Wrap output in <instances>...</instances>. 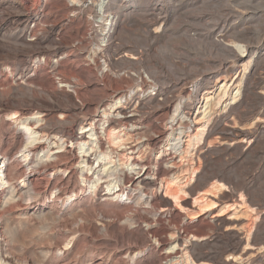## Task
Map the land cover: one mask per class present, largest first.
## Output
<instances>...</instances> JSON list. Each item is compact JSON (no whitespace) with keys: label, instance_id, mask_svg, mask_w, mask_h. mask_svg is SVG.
Wrapping results in <instances>:
<instances>
[{"label":"rangeland","instance_id":"obj_1","mask_svg":"<svg viewBox=\"0 0 264 264\" xmlns=\"http://www.w3.org/2000/svg\"><path fill=\"white\" fill-rule=\"evenodd\" d=\"M67 1L0 0V169L8 182L0 190L2 254L13 264H185L182 255L187 251L196 264H264V0L253 2L254 9H249L252 13L230 15L222 36L216 35L220 28L206 35L205 25L212 24L211 14L215 16L221 5L218 0H85L88 8L92 1H96L95 8L108 5L113 13L109 21H94L87 8L80 15V3H76V12L68 13ZM151 18L159 20L154 31L147 28ZM187 20L198 21L199 35L188 31ZM101 23L112 27L114 43L121 42L140 58L136 69L144 65L154 75L141 72L138 78L134 65L100 67L102 60L97 63L92 52L104 44L89 31ZM150 30L155 32V38ZM234 38L243 39L241 49L231 47L235 58L215 48ZM183 57L195 65L179 68ZM199 58L205 62H198ZM248 60L243 70L241 64ZM54 66L53 77L50 71ZM236 78L238 82L226 93L222 106L232 103V95H239L237 101L224 113L220 104L215 106L208 125V139L217 135L225 138L203 142L191 150V157L174 153L168 146L174 143L169 141L173 138H168L169 131L163 128L162 120L172 116L182 119L186 127L181 137L194 135L198 126L194 117L202 116L196 114L198 99L205 91H213L209 95L215 97L221 84L228 86ZM177 91H182L181 98ZM123 95L131 97L120 110L127 112L126 116H135L131 123L134 130L130 132L133 144L126 147L138 140L132 150L149 148L142 165H148L145 168L149 178H156L152 183L144 181L131 187V175L120 170L116 162L112 178H120L117 185L125 200L118 202L102 191V182L111 180L106 173L98 172L101 182L91 188L99 168L88 171V165L78 164L81 159L75 146L87 140L84 131L90 129L88 123L94 124L100 135L103 126L107 130L123 118L116 116L119 110L107 111L108 105ZM166 101L168 106L163 105ZM130 110L134 112L128 115ZM14 111L27 116L35 111L41 120L37 126H43L45 138L52 142L56 133L54 136L66 139L64 146L73 144L72 147L58 149L56 158L34 166L49 142L36 144L37 148L31 149L29 172L18 152L23 150L26 136L7 117ZM131 124L125 126L130 129ZM146 126L150 127L145 130ZM223 128L226 131L221 132ZM230 130L242 136L228 135ZM134 137L138 138L133 141ZM100 146L101 152L108 150L104 140ZM161 151L163 157L156 161ZM168 159L183 166L182 170L193 166L196 171L191 179L188 172L178 174L179 180L169 185L174 189L177 182L186 190L187 195H181L183 199L179 201L181 207L195 209L190 204L191 197L208 190L211 182L220 181L229 193H218L217 205L231 204L238 194L244 196V207L234 215L236 221L227 219L228 215L214 218L216 209L191 220L189 212L171 206L162 196L165 181L173 180L161 179ZM60 164L66 172L52 170ZM24 173L25 178L33 174L26 179L37 178L33 180L36 185L32 182L20 188ZM191 236L200 239L192 240ZM246 242H250L247 248ZM168 255L173 256L166 259ZM232 255H238L236 262L228 258Z\"/></svg>","mask_w":264,"mask_h":264},{"label":"bare ground","instance_id":"obj_2","mask_svg":"<svg viewBox=\"0 0 264 264\" xmlns=\"http://www.w3.org/2000/svg\"><path fill=\"white\" fill-rule=\"evenodd\" d=\"M183 2V0H181ZM180 1V2H181ZM212 1V0H211ZM210 1V2H211ZM256 1V0H218L217 3H221V5L219 4L218 8H217V14L215 16H212V12H213V9L210 11L211 13V17H212V24L210 23V25H205L207 28V32H206V35L208 34L211 35V30L212 29H217V28H220L218 33L216 32V35L217 36H222L220 33H223L224 30H226L225 28L227 27V18H229V16L231 15H246L248 13H252L249 11V9H254L252 4L253 2ZM259 1V0H258ZM96 1H92L91 4H90V7L88 8V4L85 0H68L65 4V7L68 11V13H72V12H76L74 8H77V4L76 3H80V8L78 7V10L81 12L79 13L80 15L83 14V12L86 10V8L88 9L87 11L89 12L88 15H90L92 17V19L95 21V19L98 21V20H105V21H109V15H113V13H110L109 12V8H108V5H104V6H101V7H98V8H95L96 6ZM216 2V1H215ZM237 2H241L240 5H237ZM223 4V5H222ZM257 4V3H256ZM217 5V4H215ZM258 5L259 2H258ZM99 6V5H98ZM70 7V8H69ZM256 7V6H255ZM258 7V6H257ZM256 7V8H257ZM260 7V6H259ZM214 8V9H215ZM255 8V9H256ZM258 9V8H257ZM84 10V11H83ZM83 11V12H82ZM216 11V9H215ZM259 11V10H258ZM153 14V13H152ZM209 14V13H208ZM209 14V15H210ZM157 15V14H156ZM159 15V14H158ZM157 15V16H158ZM187 16V15H186ZM190 16V15H189ZM193 16V15H192ZM190 16V17H192ZM194 17V16H193ZM199 17V16H198ZM154 18V17H153ZM151 18L149 24L147 25V28H152V30H156L157 27H158V22H159V18L158 19H153ZM193 20V19H192ZM188 21V24H187V29L188 31L193 34V35H199V29H198V26L199 24L197 23L198 21ZM205 20V19H204ZM184 21V20H183ZM163 20L160 22V25L163 24ZM186 22V21H185ZM211 22V21H210ZM145 23V22H144ZM92 24V23H91ZM102 24V23H101ZM206 24H209L206 23ZM111 25V24H110ZM186 25V24H185ZM201 25V24H200ZM202 26V25H201ZM107 26H105V24H102V25H99L98 27H92L91 30L89 31L90 32V35L94 38H98L104 45V47H101L100 49H97V50H94V52H92V55L91 57L93 59H97V63H99L100 61L98 60H102V65H100V67H105V68H113V67H118L119 65H127L129 67H131L130 65H132V68H134L136 65V63H138L139 61L141 62L140 58L136 56L135 53H133L130 48H128L127 46H125L124 44H121L120 43H114L112 41V34H111V31H112V27H108L106 28ZM161 27V26H160ZM164 29V28H163ZM150 30V31H152ZM152 31V37L155 38V32ZM241 31V30H240ZM88 32V33H89ZM228 32V31H227ZM244 32V31H243ZM246 32V30H245ZM233 33V32H232ZM236 33V32H235ZM255 33V32H254ZM154 34V36H153ZM205 34V33H204ZM237 34V33H236ZM88 35V34H87ZM240 37L241 38H244L243 37V33L241 31V34L239 33ZM238 35V36H239ZM245 36V35H244ZM119 37V36H118ZM216 37V36H215ZM235 37V36H234ZM211 38V37H210ZM152 40V39H151ZM241 40L243 41V39H237V38H234L233 40H229L227 41L226 44H218L217 47L215 48H218L219 51L227 54V56L232 59V58H235V53L233 52V49L231 47L235 46L237 47L238 49H241L242 46L240 44ZM249 40V39H248ZM80 41V40H79ZM245 41V40H244ZM119 42V41H118ZM153 42V41H151ZM123 43V42H122ZM248 44V43H247ZM240 46V47H239ZM245 50L247 49V46L245 45L243 47ZM252 51V50H251ZM129 52V53H127ZM218 52V51H217ZM241 52V51H240ZM222 53V54H223ZM253 53V52H252ZM218 54V53H217ZM215 55V54H214ZM189 59V58H188ZM134 60V61H133ZM181 60V59H180ZM191 60V59H190ZM189 60V61H190ZM193 60V58H192ZM196 60V59H195ZM194 60V62H195ZM221 60V59H220ZM143 61V60H142ZM187 59H185L183 57V59L180 61V67H182L181 65H185V67H189L190 65L194 64L193 61H191V63L189 62ZM226 61V59H225ZM224 61V62H225ZM228 61V60H227ZM226 61V62H227ZM231 61V60H230ZM198 62H205V60L203 59H200L199 58V61ZM249 60L246 61L245 63H240L241 66L243 67V70H246L248 65H249ZM140 64V63H139ZM206 65V63H204ZM203 64V65H204ZM97 65V64H96ZM99 65V64H98ZM134 65V67H133ZM195 65V64H194ZM201 65L199 64L198 67H200ZM122 67V66H121ZM137 67V66H136ZM136 67L134 69H136ZM141 68L139 69H136L135 70V73L137 75L138 78H140V76L142 75V73H148V74H152L150 73L149 71H147V67H145L144 65L142 66H139ZM184 67V66H183ZM186 67V68H187ZM204 67V66H203ZM102 68V69H103ZM120 68V67H119ZM186 68L184 69V71L186 70ZM194 68V66L192 67ZM205 68V67H204ZM188 69V68H187ZM195 69V68H194ZM197 69V68H196ZM105 70V69H104ZM196 71V70H195ZM142 72V73H141ZM180 72V71H179ZM183 72V71H181ZM180 72V73H181ZM264 72V71H263ZM109 73V72H108ZM50 74L51 76H55V66L51 68V71H50ZM188 74V72H187ZM135 75V76H136ZM154 75V74H152ZM151 75V76H152ZM130 76V75H129ZM134 76V74H133ZM150 76V75H149ZM153 77V76H152ZM151 77V78H152ZM183 77V76H182ZM237 77V76H236ZM264 77V76H263ZM155 77H153L152 81L155 80L154 79ZM163 78V77H162ZM135 79V78H134ZM133 79V80H134ZM159 78H157L158 80ZM242 79V78H241ZM264 79V78H263ZM137 80V79H136ZM183 80V79H182ZM234 81L230 84V85H226V84H221L220 88H219V91H218V94L213 97L209 94L213 93V91H205L202 96L198 99V104L200 103V105L197 107L196 106V114H201L202 116L199 118V119H195L194 117V123L195 124H198L197 128L195 129V134L193 135H188L186 136V139H183L181 137V135L184 132V126L186 127V124L184 125L183 124V120H179L177 119V117H167V118H164V120H162L163 122V128L165 127L167 129V131H169L168 133V138H173L170 139L169 141H174V143L172 144H169L168 146L175 152H179L181 155L183 153L187 154L189 157L192 156V153L191 150H193L194 148H196L198 145L202 144L203 142H208L210 143L212 140L214 139H219V138H222L221 136H218L215 137V138H212V139H208L209 138V132H208V125L211 121V115L213 113V108L215 106H218L220 104V108L222 107L221 111L222 113H224L226 111V107L230 106L231 104H233L235 101H237V96L239 95H232V103H228V104H224V106H222V103L225 101V95L227 92H229L231 90V87L233 86L234 83H237V78L236 79H233ZM262 80V78H261ZM188 81V80H187ZM134 82V81H133ZM155 82V81H154ZM157 82V81H156ZM261 82V81H260ZM263 82V81H262ZM152 83V82H151ZM185 83V82H184ZM183 83V84H184ZM240 83V82H239ZM145 85V84H144ZM149 85V84H148ZM68 86V84L66 85ZM151 86V85H150ZM156 86V85H155ZM69 87V86H68ZM168 87V85H167ZM103 88V87H102ZM180 89H183L182 87ZM178 92V91H177ZM182 92V91H181ZM181 92H178L177 93V97L181 98ZM239 92V90L237 91ZM115 94V93H114ZM235 94V93H234ZM131 95V93H130ZM128 95L127 96H124L121 98H118L114 101L113 104L111 105H108L107 107V111L109 112H116V116L117 115H120V116H123V118L119 119L118 121H115L111 124V126L108 127L107 130L104 129V126L102 127V131L100 132V135L95 131V128H94V124L92 125L91 123H88L90 129L87 130V131H84V134H87V140H84V141H80L76 144V148H77V153L79 154V159H81L80 162H78V164H84L85 166L88 165V171H91L92 169L95 170L96 168H99L98 171L96 172V178L92 181V185H91V188L95 189L97 187V185L101 182V177L98 175L99 173L98 172H103V173H106L105 177L107 176V178L111 177V180L110 178L109 179H106V181L102 182L103 184L105 183V187L102 191H104V195H107V196H111V198L114 200V201H118V202H125V200H123V190L118 188L119 187V184L117 185V183L120 182V178L118 177H115V178H112V176H115L114 174V171L117 170V167H120V170H124V173H128L129 175H131L129 177V183H130V186L133 185V184H138V183H141V182H144V181H148L150 183H152L153 179L156 178H149V175L148 171H146V168L145 166H143V160L145 158V154H146V151L148 150L149 151V148L146 150V148H144L143 150H139V148L136 149V151L132 150L133 148L131 147H134L136 143H138V140L136 143H134V145H131V146H128L126 147V145L131 142L130 140L132 135L130 132H132L134 129H133V125L131 124L134 120V114H130V116H126L127 112H123V110H120V109H124L126 106H125V102L128 98H130L131 96ZM175 97V96H174ZM124 98V100H123ZM177 98V99H179ZM166 99V98H165ZM122 100L124 101V103H122ZM168 100V98H167ZM170 101V100H169ZM169 101L167 103H163L165 102V100L162 102L163 105L165 106L167 104V106L169 105ZM202 101V102H201ZM174 102H171V104H173ZM196 103V104H197ZM159 104V103H158ZM135 107V106H134ZM137 107V106H136ZM178 106L175 107V111H177V108ZM138 108V107H137ZM226 108V109H225ZM261 108V107H260ZM135 109V108H134ZM202 109V110H200ZM225 109V110H224ZM229 110V109H228ZM259 110V109H258ZM25 111V110H24ZM134 111L133 110H130L128 112V115L129 113H133ZM136 112H138V110H136ZM259 112V111H258ZM261 112V111H260ZM6 113V112H5ZM9 113V112H8ZM30 113V112H29ZM32 114V116H30ZM29 116L25 115V114H22L20 111H14V112H10L7 117L9 119L12 120V122L18 126L24 133V135L26 136V143L25 145L22 147L23 150H19L18 152H20V157L23 159V163H25L24 166H26L27 170H29V172L32 171V168L27 166L30 164L32 158L30 157L32 152H31V149H35L37 148L35 145L36 144H40L43 140H46L48 143V147L47 149L45 150L46 152H44L43 150H41V153H43L41 156H39L38 159H35L36 160V164L34 166H37V165H40L42 166L44 163H46L45 161L49 160L51 157H57L58 155H56V153L58 152H55L56 150L58 149H62V148H68V147H72V145L70 146H67L65 145L64 146V142L65 140L61 139V137H58V136H52L53 138V141L51 142L50 139L48 138H45L46 135L44 134L45 132L42 131L41 129L43 128L40 127V126H37V125H40L38 124L41 120L39 119L40 118V115L38 113H36L35 111H33V113H31ZM35 114V115H34ZM38 114V115H37ZM102 114L104 117L107 116V113H106V109H104L102 111ZM143 115V114H141ZM253 115V114H252ZM139 116V115H138ZM118 117V116H117ZM140 117V116H139ZM185 118V117H184ZM135 121V120H134ZM240 121V120H239ZM130 123L131 124V128L128 129L127 126H125L126 124ZM234 123V122H233ZM235 124V123H234ZM237 125V124H236ZM161 126V125H160ZM147 127V126H146ZM150 126H148L146 129H148ZM225 127H228L225 126ZM230 127V126H229ZM245 127V126H244ZM83 129V128H82ZM160 129V128H159ZM165 129V130H166ZM231 129V127H230ZM241 129V128H240ZM44 130V129H43ZM225 130V128H223L222 130H220L221 132ZM226 131V130H225ZM224 131V132H225ZM231 132L228 131V135H232V136H242V134L239 132L237 133H234L232 132V130H230ZM242 131V130H241ZM148 132V131H147ZM153 132V131H152ZM158 132V131H157ZM162 132V131H161ZM160 132V133H161ZM219 132V131H217ZM143 133V132H142ZM159 133V132H158ZM138 134V133H137ZM163 134V133H162ZM219 134V133H218ZM135 135V134H134ZM133 135V136H134ZM141 135V137L143 136L141 133L139 134ZM137 135V136H139ZM161 135V134H160ZM225 135V134H224ZM147 136V135H146ZM144 137V136H143ZM138 138V137H137ZM137 138H133V141L134 139H137ZM150 138V137H149ZM225 137L222 138V140L224 139ZM140 139V138H139ZM147 139V138H146ZM227 139V138H226ZM230 139V138H228ZM227 139V140H228ZM234 139V138H233ZM232 139V140H233ZM243 139V138H241ZM50 140V141H48ZM101 140H104L106 142V144L108 145V150L104 151V152H101L100 151V142ZM231 140V139H230ZM231 140V141H232ZM136 141V140H135ZM71 142V141H70ZM226 142V141H224ZM140 143V142H139ZM131 144H133L131 142ZM148 144V143H147ZM230 145V144H229ZM64 146V147H63ZM185 146V147H183ZM50 147V148H49ZM105 147V146H104ZM152 148V147H151ZM51 149V150H50ZM103 149V148H101ZM107 149V148H106ZM130 149V150H129ZM70 150V149H69ZM67 151V150H66ZM140 151V153H139ZM61 152H64L61 151ZM70 152V151H69ZM72 152V151H71ZM67 153V152H66ZM138 153V154H137ZM148 153V152H147ZM163 153L164 151H161L158 156L155 158V160H161L162 157H163ZM136 154V155H135ZM148 155V154H147ZM175 155V154H174ZM173 156V155H172ZM3 158V157H2ZM42 158H44L45 160H42ZM181 158V157H180ZM172 159V158H171ZM169 160L168 162L165 161V164L166 165V172H165V177L163 175V177L161 179L163 180H166L168 177H173V180H167L165 181V185L163 186V189H162V196L163 197H166L168 198V200L170 201L171 203V206H173L175 209H179L180 211H187V213L189 212V219L193 220L195 219L198 215H203L207 212H210L214 209L217 210V212L214 214V218H217V217H221V216H224V215H228V218L227 219H230V220H235L234 219V215L236 216V210L237 209H242L244 206V196L242 194H238L236 195V198L235 199H232L230 202L231 204H225V205H222V206H219L217 205L218 202H216L217 200V195L218 193H221L222 191H226L229 193L228 191V187L221 183L220 181H213L211 182L209 185H208V190H203L202 192H198L197 195L191 197V202L190 204H192V206L195 208V209H185L184 207H181V205L179 204V201L180 199L182 198L181 195H187V193L185 192L186 190H184L182 187L179 186V184H177V182H175V185L176 187L173 189L171 188L170 184L174 183L173 181L174 180H179L178 178L181 176V175H178L182 172H188L189 176H188V179H191L192 176L194 175V173L196 172L195 171V168L193 166H187L185 170H182L183 169V166H181L180 164H176L175 161L173 160ZM197 159V158H196ZM89 160L90 163H89ZM192 160V159H191ZM65 161V160H64ZM67 161V160H66ZM65 161V162H66ZM182 161V160H181ZM193 161V160H192ZM116 162L118 163L117 164V167H116ZM148 162V161H147ZM1 163V162H0ZM77 164V165H78ZM93 164H94V167H93ZM23 165V164H22ZM193 165V164H192ZM31 166V165H30ZM80 166V165H79ZM148 166V165H147ZM146 166V167H147ZM67 167V166H66ZM157 167V166H156ZM70 168V166H69ZM150 168V166H149ZM153 168V167H152ZM65 167L63 164H60V165H57L55 167H53L52 170L54 171H61V172H64L65 171ZM84 169V168H83ZM82 169V170H83ZM148 169V167H147ZM165 170H162V171H165ZM66 172V171H65ZM70 173V172H69ZM102 173V174H103ZM155 173V172H154ZM157 173V172H156ZM25 174L24 173V179H21V187L22 188L24 185H28V184H32V182H34L37 178L35 179H26L27 177H31L33 174H29V176H27L25 178ZM118 174V173H117ZM155 175V174H154ZM117 176V175H116ZM135 176V177H134ZM153 176V175H152ZM212 176V175H211ZM160 177V176H159ZM41 179V178H40ZM44 179V178H43ZM84 180H87L86 177L83 178ZM34 180V181H33ZM127 180V179H126ZM127 180V181H128ZM41 181V180H40ZM62 181V180H61ZM88 181V180H87ZM126 181V182H127ZM37 182V181H36ZM34 182V184L36 183ZM67 183V182H66ZM179 183V181H178ZM8 182L5 180V176L3 174V172L1 171L0 169V190H2L3 188H5V185H7ZM40 184V183H39ZM123 184V183H122ZM147 184V183H145ZM144 184V185H145ZM154 184V183H153ZM161 184V183H160ZM36 185V184H35ZM129 185V184H128ZM170 185V186H169ZM39 186V185H37ZM36 186V187H37ZM62 186V185H61ZM102 186V185H101ZM174 186V185H172ZM18 187V188H19ZM127 187V186H126ZM132 187V186H131ZM136 187V186H135ZM139 187V186H138ZM136 187V188H138ZM56 188V187H54ZM60 189V188H59ZM160 189V186L159 188ZM122 190V191H121ZM136 190V189H135ZM138 190V189H137ZM241 192V191H240ZM191 194V193H190ZM208 195L211 197H208ZM232 196V195H231ZM235 197V196H234ZM126 199H129L128 197ZM183 199V198H182ZM216 200V201H215ZM229 200V199H228ZM220 203V201H219ZM247 206V205H246ZM248 209V208H247ZM253 210V209H251ZM238 211V210H237ZM182 229V228H181ZM180 229V230H181ZM169 230V229H168ZM177 231V230H176ZM179 232V231H178ZM188 233V232H187ZM171 234V233H170ZM175 234V233H174ZM173 234V236H174ZM192 237V240H199L197 239L195 236H191ZM187 238V237H186ZM247 241V240H246ZM250 243V242H249ZM249 243L246 242L245 243V247L246 246H249ZM247 248V247H246ZM245 248V249H246ZM250 248V247H249ZM5 250V249H4ZM184 251V250H183ZM245 252V251H244ZM3 246L0 242V264H13V262L10 260L9 257L7 256H4L3 254ZM232 253V252H231ZM175 254V253H174ZM219 255V254H218ZM173 255H168L166 256V259L172 257ZM208 256V255H207ZM182 259L183 261H186L185 264H196L192 261V259H190L189 257V254L187 253V251H184V254L182 255ZM200 257V256H199ZM214 257V256H213ZM212 257V258H213ZM237 256H229L228 258H231L233 259L235 262L238 260H235V258H237ZM197 258V257H196ZM206 258V257H205ZM207 259V258H206ZM221 259V258H220ZM171 261V260H169ZM175 261V260H174ZM177 261V260H176ZM182 262V260H180ZM233 261V262H234ZM165 263V262H164ZM176 263V262H175ZM178 264H180L179 262H177ZM167 264H169L167 262ZM199 264H207V263H199ZM236 264V263H235Z\"/></svg>","mask_w":264,"mask_h":264}]
</instances>
